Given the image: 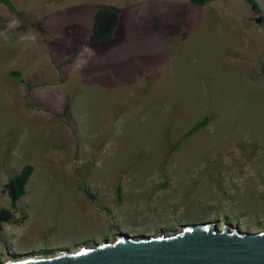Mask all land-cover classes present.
Segmentation results:
<instances>
[{"label":"rangeland","instance_id":"1","mask_svg":"<svg viewBox=\"0 0 264 264\" xmlns=\"http://www.w3.org/2000/svg\"><path fill=\"white\" fill-rule=\"evenodd\" d=\"M253 1L0 3V209L10 178L35 167L0 261L191 223L264 229V0ZM105 7L121 22L91 43Z\"/></svg>","mask_w":264,"mask_h":264},{"label":"water","instance_id":"2","mask_svg":"<svg viewBox=\"0 0 264 264\" xmlns=\"http://www.w3.org/2000/svg\"><path fill=\"white\" fill-rule=\"evenodd\" d=\"M0 264H264V229L250 232L239 226L231 229L227 223L223 229L212 222L191 223L182 230L139 238L119 233L114 241H96L50 257H6Z\"/></svg>","mask_w":264,"mask_h":264},{"label":"trees","instance_id":"3","mask_svg":"<svg viewBox=\"0 0 264 264\" xmlns=\"http://www.w3.org/2000/svg\"><path fill=\"white\" fill-rule=\"evenodd\" d=\"M192 3L200 6H204L213 0H190ZM251 4L258 9L256 3L250 0ZM0 3L11 6L10 0H0ZM121 22V14L117 10L105 7L102 8L95 17L93 34L90 37L91 43H97L103 40L111 39ZM12 76H17L20 78V74L13 72ZM21 82H23L21 80ZM203 124L197 125L190 134L195 133ZM35 167L32 165H26L18 174L12 176L9 183L5 185L4 188L7 189V193L11 198V209H0V235L4 233V225H14L17 223L16 215L18 214V203L27 195L28 184L34 175ZM89 193V192H88ZM94 196V195H93ZM92 196V197H93ZM119 198L123 201L121 195V188L119 187ZM179 225L178 227H180ZM110 237V236H109ZM107 237L106 239H110ZM113 237V236H112ZM49 252V251H48ZM46 252V253H48ZM52 253V251H50Z\"/></svg>","mask_w":264,"mask_h":264}]
</instances>
